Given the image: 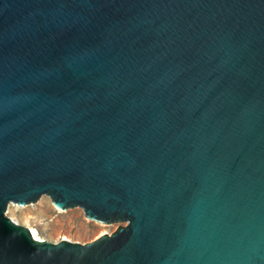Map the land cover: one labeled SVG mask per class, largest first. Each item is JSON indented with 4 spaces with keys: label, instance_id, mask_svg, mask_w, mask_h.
I'll return each instance as SVG.
<instances>
[{
    "label": "water",
    "instance_id": "obj_1",
    "mask_svg": "<svg viewBox=\"0 0 264 264\" xmlns=\"http://www.w3.org/2000/svg\"><path fill=\"white\" fill-rule=\"evenodd\" d=\"M0 264H264V0H0Z\"/></svg>",
    "mask_w": 264,
    "mask_h": 264
},
{
    "label": "rangeland",
    "instance_id": "obj_2",
    "mask_svg": "<svg viewBox=\"0 0 264 264\" xmlns=\"http://www.w3.org/2000/svg\"><path fill=\"white\" fill-rule=\"evenodd\" d=\"M6 214L16 223L29 228L33 234L35 232L38 239L51 243L68 240L87 244L103 235L112 234L119 226L89 221L78 208L67 212L59 211L47 197L25 208L10 205Z\"/></svg>",
    "mask_w": 264,
    "mask_h": 264
},
{
    "label": "bare ground",
    "instance_id": "obj_3",
    "mask_svg": "<svg viewBox=\"0 0 264 264\" xmlns=\"http://www.w3.org/2000/svg\"><path fill=\"white\" fill-rule=\"evenodd\" d=\"M34 236L37 238V236H36L35 232H34ZM37 239H38V238H37Z\"/></svg>",
    "mask_w": 264,
    "mask_h": 264
}]
</instances>
